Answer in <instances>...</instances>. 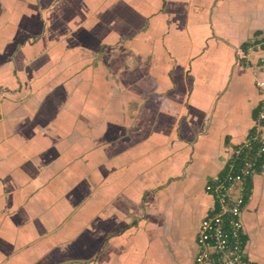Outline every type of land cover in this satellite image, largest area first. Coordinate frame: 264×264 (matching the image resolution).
Returning a JSON list of instances; mask_svg holds the SVG:
<instances>
[{
	"label": "crops",
	"instance_id": "crops-1",
	"mask_svg": "<svg viewBox=\"0 0 264 264\" xmlns=\"http://www.w3.org/2000/svg\"><path fill=\"white\" fill-rule=\"evenodd\" d=\"M257 79L264 0H0V264H196Z\"/></svg>",
	"mask_w": 264,
	"mask_h": 264
},
{
	"label": "built area",
	"instance_id": "built-area-1",
	"mask_svg": "<svg viewBox=\"0 0 264 264\" xmlns=\"http://www.w3.org/2000/svg\"><path fill=\"white\" fill-rule=\"evenodd\" d=\"M256 83L264 88L263 80ZM263 157L264 99L253 132L233 147L226 172L206 183L205 190L214 204L198 229L197 264H262L247 253L242 213L246 182L255 175Z\"/></svg>",
	"mask_w": 264,
	"mask_h": 264
},
{
	"label": "trees",
	"instance_id": "trees-1",
	"mask_svg": "<svg viewBox=\"0 0 264 264\" xmlns=\"http://www.w3.org/2000/svg\"><path fill=\"white\" fill-rule=\"evenodd\" d=\"M246 197H247V191H246ZM246 197H245V201H246ZM245 238H247L246 237V234L244 235V240H245ZM197 241V240H196ZM197 246H198V244H197ZM198 253V252H197ZM195 262H196V260H195ZM196 264H197V262H196Z\"/></svg>",
	"mask_w": 264,
	"mask_h": 264
},
{
	"label": "rangeland",
	"instance_id": "rangeland-1",
	"mask_svg": "<svg viewBox=\"0 0 264 264\" xmlns=\"http://www.w3.org/2000/svg\"><path fill=\"white\" fill-rule=\"evenodd\" d=\"M256 172H258V170H256ZM256 172H255V173H256ZM248 180H249V178H248ZM248 180H247V181H248ZM246 183H247V182H246ZM197 234H198V233H197ZM196 255H197V254H196ZM195 260H196V256H195Z\"/></svg>",
	"mask_w": 264,
	"mask_h": 264
}]
</instances>
